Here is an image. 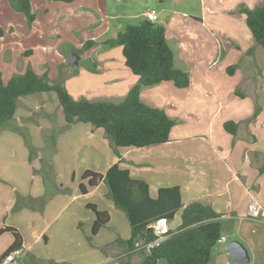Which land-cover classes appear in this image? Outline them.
<instances>
[{
	"label": "crops",
	"instance_id": "0c3cea01",
	"mask_svg": "<svg viewBox=\"0 0 264 264\" xmlns=\"http://www.w3.org/2000/svg\"><path fill=\"white\" fill-rule=\"evenodd\" d=\"M202 2L201 14L175 12L178 17L157 22L166 27L175 66L191 78L187 88L173 81L142 88L144 102L176 121L168 142L115 147L103 128L86 122L66 126L56 93L19 98L14 119L0 126V229L13 226L23 235L16 264H143L140 253L118 244L119 237L131 236V225L108 184L91 187L82 179L88 169L105 173L115 163L147 181L152 197L161 187L179 185L185 205L200 201L220 213L227 240L214 247L209 264L214 258V264H264V216L252 219L248 212L251 195L264 207V53L241 11L264 0ZM31 4L33 22L9 0H0L4 82L31 65L38 74L62 81L76 99L123 100L140 77L126 65L123 46L104 41L134 23L127 0ZM90 40L95 44L85 47ZM73 53L80 54L77 68L67 64ZM230 121L237 124L236 134L225 127ZM44 132H53L52 137H43ZM89 203L111 216L96 234ZM181 222L179 211L171 229ZM14 240L10 231L0 235V257ZM232 240L248 249V263L231 258Z\"/></svg>",
	"mask_w": 264,
	"mask_h": 264
},
{
	"label": "trees",
	"instance_id": "16d2710c",
	"mask_svg": "<svg viewBox=\"0 0 264 264\" xmlns=\"http://www.w3.org/2000/svg\"><path fill=\"white\" fill-rule=\"evenodd\" d=\"M9 1L30 22L35 20L31 0ZM241 11L246 15V23L256 42L264 48V3L253 8L242 7ZM104 43L123 46L126 65L140 77L123 100L76 99L62 81H52L29 65L7 83L0 75V126L14 119L20 97L54 92L63 108L66 126L86 122L103 128L115 147H147L168 142L175 119L163 108L149 105L141 97L144 86L163 81H173L180 88L191 84L189 72L175 66V54L167 40L166 27L145 18L139 23L127 24L115 38L106 39ZM94 44L95 41L90 40L84 46ZM225 127L236 134L235 122H227ZM26 143L31 145L27 137ZM82 179L91 187L103 181L108 184L110 197L130 220L131 236L124 240L126 247L128 251L140 253L143 264H157L160 259H166L169 264H209L212 251L223 235L221 215L211 205L200 201L185 205L179 185L161 187L158 196L152 197L149 183L134 178L130 169L119 163L113 164L105 173L88 169ZM80 187L87 192L85 183L82 182ZM88 206L96 214L93 227L96 234L109 223L111 216L107 210H99L96 204L89 203ZM179 211H182V222L178 229L147 250L145 245L157 237L154 228L157 220L161 217L173 220ZM6 231L12 232L15 240L0 257V264L10 251L23 246V235L16 227L5 225L0 229V235ZM120 264L131 263L121 260Z\"/></svg>",
	"mask_w": 264,
	"mask_h": 264
},
{
	"label": "rangeland",
	"instance_id": "374dc122",
	"mask_svg": "<svg viewBox=\"0 0 264 264\" xmlns=\"http://www.w3.org/2000/svg\"><path fill=\"white\" fill-rule=\"evenodd\" d=\"M202 5H203L202 0H181V1L179 0H127V6L133 11V13L136 16V19L132 21L135 24L142 21L141 20L142 15L145 14V12H147L146 10H148V8H150V10H155L158 13L159 19L157 22L167 23V20L171 19V17L173 16L183 17V13L185 12L186 13L190 12V14H201ZM175 12L177 13L178 16L174 14ZM262 51L264 53L263 48H262ZM52 134L53 132L52 133L44 132L43 137H52ZM117 241L119 245H126L124 242V239H122L121 237H119ZM163 260L166 261L167 263V260L165 259ZM214 261H215V258L213 259V264H214Z\"/></svg>",
	"mask_w": 264,
	"mask_h": 264
},
{
	"label": "built area",
	"instance_id": "2783aa9c",
	"mask_svg": "<svg viewBox=\"0 0 264 264\" xmlns=\"http://www.w3.org/2000/svg\"><path fill=\"white\" fill-rule=\"evenodd\" d=\"M147 19L157 22L159 19V15L155 10L147 11L145 13ZM248 212L252 219H257L259 216H264V207L259 203L257 198L254 195H251L249 203H248ZM155 234L157 237L148 242L145 245V248L149 250L151 247L159 245L166 237H168L171 232L170 220L167 217H161L154 224ZM226 236H221L219 242H226ZM23 253L22 248L14 249L10 251L3 259L2 264H16L17 261L21 258Z\"/></svg>",
	"mask_w": 264,
	"mask_h": 264
},
{
	"label": "water",
	"instance_id": "95a60500",
	"mask_svg": "<svg viewBox=\"0 0 264 264\" xmlns=\"http://www.w3.org/2000/svg\"><path fill=\"white\" fill-rule=\"evenodd\" d=\"M80 54L73 53L67 60V64L71 68H77L79 66ZM228 251L233 260L248 263L250 261V255L248 249L238 240H232L228 243Z\"/></svg>",
	"mask_w": 264,
	"mask_h": 264
}]
</instances>
